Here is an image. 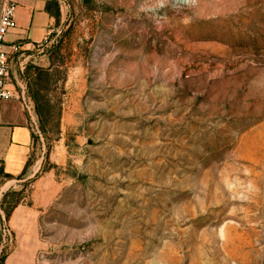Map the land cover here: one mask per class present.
<instances>
[{
    "label": "rangeland",
    "instance_id": "374dc122",
    "mask_svg": "<svg viewBox=\"0 0 264 264\" xmlns=\"http://www.w3.org/2000/svg\"><path fill=\"white\" fill-rule=\"evenodd\" d=\"M51 8L0 227L34 264H264V0Z\"/></svg>",
    "mask_w": 264,
    "mask_h": 264
},
{
    "label": "crops",
    "instance_id": "0c3cea01",
    "mask_svg": "<svg viewBox=\"0 0 264 264\" xmlns=\"http://www.w3.org/2000/svg\"><path fill=\"white\" fill-rule=\"evenodd\" d=\"M16 27L9 30L3 39L4 50L9 54V81L7 88L14 92L12 99L1 108L0 112V197L11 187L30 179L35 173V164L29 160L34 150L31 129L26 115L20 107L22 98L31 106L33 102L28 94V80L24 76L26 63L35 64L33 50L43 46L57 26V16L51 8L52 0H14ZM19 46L17 53L12 54L11 47ZM34 98V97H33ZM32 115V112H31ZM7 188L4 190L3 188ZM24 211L17 206L9 214L6 223L10 227ZM11 228V227H10ZM15 234L14 241L5 251L3 264H34V251L25 241Z\"/></svg>",
    "mask_w": 264,
    "mask_h": 264
},
{
    "label": "built area",
    "instance_id": "2783aa9c",
    "mask_svg": "<svg viewBox=\"0 0 264 264\" xmlns=\"http://www.w3.org/2000/svg\"><path fill=\"white\" fill-rule=\"evenodd\" d=\"M16 3L14 0H0V112L4 103L15 99L14 92L7 88L9 81V54L4 50L3 39L6 33L16 27L14 18ZM19 46L13 45L11 47L12 54L17 53ZM19 100L22 110L31 117V105L21 98ZM12 244L10 231L7 227L2 225L0 227V249L7 250Z\"/></svg>",
    "mask_w": 264,
    "mask_h": 264
},
{
    "label": "trees",
    "instance_id": "16d2710c",
    "mask_svg": "<svg viewBox=\"0 0 264 264\" xmlns=\"http://www.w3.org/2000/svg\"><path fill=\"white\" fill-rule=\"evenodd\" d=\"M10 212H6L5 216L8 217ZM5 256V251H2L0 254V264H3V258Z\"/></svg>",
    "mask_w": 264,
    "mask_h": 264
}]
</instances>
